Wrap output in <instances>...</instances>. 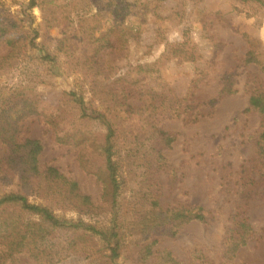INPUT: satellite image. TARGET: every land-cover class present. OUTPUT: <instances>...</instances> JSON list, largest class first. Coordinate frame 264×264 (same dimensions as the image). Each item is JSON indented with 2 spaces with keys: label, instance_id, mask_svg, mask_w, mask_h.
<instances>
[{
  "label": "trees",
  "instance_id": "trees-1",
  "mask_svg": "<svg viewBox=\"0 0 264 264\" xmlns=\"http://www.w3.org/2000/svg\"><path fill=\"white\" fill-rule=\"evenodd\" d=\"M195 1L190 0V6ZM256 1L264 5V0ZM164 2L168 12L180 19L188 13V0H67L59 7L69 22L71 10L77 15L76 27L72 23L65 32L78 35L82 45L78 55L68 49V56L74 60V70L82 73L89 95L72 89L71 114L48 117L47 122L56 140L72 147L80 167L101 186L97 203L56 166L40 165V140L23 134L20 122L37 112V83L29 77L36 68L24 64L27 78L20 80L24 83H0V264H122L120 259L129 255L133 264H183L170 250L155 249L158 236L173 237L185 224L203 222L206 213L201 205L178 200L163 205L156 175L172 167L163 149L175 136L159 127L154 116L162 109L178 116L197 111L191 103L183 105L175 89L164 84V57L152 62L129 58V35L122 27L124 17L142 9L158 19L166 17L161 11ZM95 3L98 9L91 17L110 14L108 25L87 22ZM41 4L46 0H29L22 8L26 13ZM31 23L24 31L8 13L0 16V46L5 51L0 59H23L30 50L39 61L58 68V58L37 41ZM48 23L54 24L53 19L48 18ZM190 29L189 24L183 31ZM243 36L247 42L244 63L257 65L262 74L246 91L249 108L261 115L258 145L264 155V54L253 37L246 32ZM193 54L178 50L172 58L190 60ZM236 92L234 74L225 73L219 96ZM119 117L127 122H117ZM86 118L89 122L81 123ZM67 212L77 213L78 218L66 216ZM121 226L137 228L141 234L123 251L114 246ZM252 230L240 221L226 234L224 259L233 257Z\"/></svg>",
  "mask_w": 264,
  "mask_h": 264
},
{
  "label": "rangeland",
  "instance_id": "rangeland-1",
  "mask_svg": "<svg viewBox=\"0 0 264 264\" xmlns=\"http://www.w3.org/2000/svg\"><path fill=\"white\" fill-rule=\"evenodd\" d=\"M28 1L0 0V16L8 13L11 19L20 21L24 31H28L32 21L37 41L58 58L59 66L39 61L28 50L23 58L26 62L20 58L0 59V83H24L20 81L27 78L23 74L24 64L36 68L29 77L37 83V112L20 122L23 134L40 140V165L56 166L97 203L101 186L80 167L72 147L56 140L47 122L48 117L71 114L72 89L83 92L87 98L89 95L82 73L74 70V60L68 56V49L78 55L82 45L78 35L65 32L72 23L76 24L77 15L71 10V22L62 15L59 7L67 0H46V4L25 13L22 5ZM189 1L188 13L181 19L168 12L164 2L161 11L166 17L162 19L142 9L124 17L122 22L129 35V58L134 62H152L164 57V84L175 89L183 105L191 103L197 111L178 116L162 109L154 116L159 127L175 136L173 143L163 149L166 162L172 167L162 168L156 175L163 205L178 200L201 205L206 213L203 222L185 224L173 237L159 235L155 249L170 250L183 264H264V155L258 145L263 127L260 113L249 108L246 91L262 74L257 65L244 63L247 42L243 36L246 32L253 37L264 54V5L256 0H196L190 6ZM90 9L87 22L109 24L110 14L91 17L98 9L97 3ZM48 18L54 24L50 25ZM189 24L190 31H183ZM178 50L194 54L190 60L172 58ZM4 53L0 46V54ZM229 72L234 74L237 92L219 96L222 77ZM116 121L127 122L123 117ZM88 122L87 118L81 120L83 124ZM127 175L123 177L129 184ZM65 215L78 218L77 213ZM240 221L252 226V234L232 258L224 259V237ZM140 238L137 228L121 226L114 246L123 251ZM120 262L133 264L130 255Z\"/></svg>",
  "mask_w": 264,
  "mask_h": 264
}]
</instances>
